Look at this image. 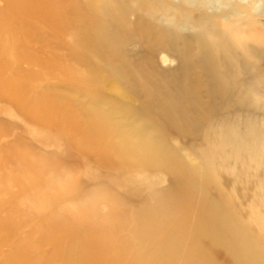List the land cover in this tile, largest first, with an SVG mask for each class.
Returning a JSON list of instances; mask_svg holds the SVG:
<instances>
[{
	"label": "rangeland",
	"instance_id": "rangeland-1",
	"mask_svg": "<svg viewBox=\"0 0 264 264\" xmlns=\"http://www.w3.org/2000/svg\"><path fill=\"white\" fill-rule=\"evenodd\" d=\"M60 1H64L69 22L62 32L57 33L43 23L34 26L48 39L57 63L67 64L80 76L95 78L90 84L92 91L104 103L114 102L109 99L113 98L109 91L112 85V91L115 86L124 90L122 100L135 110L144 106L148 98L145 90L126 81L122 76L124 70L132 73L136 81L142 76L158 85L160 80L166 82L169 96L176 98L181 88L175 81L187 66V50L192 56L198 53L200 44L211 43L210 56L223 63L224 58L215 48L222 41L219 37L224 38L226 47L236 56L233 81L244 85L246 81L259 80L264 97V0H105L102 10L109 13L108 17L98 10L100 0ZM7 7V1L0 0V13ZM26 14L23 18L27 23L19 29L21 32L30 30L34 24L30 23L32 16ZM97 17L107 24L114 42L110 47L102 44L94 54L88 52L91 54L83 63L86 67L81 66L71 55L82 53L78 48L84 42L81 30L84 19ZM3 34L8 36L7 45L17 40L9 32ZM41 43L31 40L27 45L37 52L43 46ZM16 66L32 78L27 82L30 93L22 106L0 94V222L6 226L0 232V264H5V258L18 256L20 264H80L81 256H85L83 251L92 254L90 246L99 239L106 244L120 236L123 244L127 243L137 227L133 216L159 209L158 201L169 198L171 193L189 192L186 177L190 176L179 163L165 171L152 164L136 165L137 156L132 157L131 164L119 158L111 162L101 160L96 154H82L61 131L48 127L43 120H35L27 111L36 96L55 84L58 92L59 83L63 80L71 83L72 75L65 76L60 70L49 73L43 66L25 60ZM11 72H5L0 86L6 85ZM184 108L185 127L199 132L200 143L207 142L206 122L196 120L197 111L186 105ZM120 110L124 116L132 113ZM231 114V119L242 124L253 119L260 135L259 152L247 154V158L232 157L230 153L226 157L213 156L210 170L214 185H207L205 194L209 198H214L217 191L225 194L232 215L245 228L263 259L260 264H264V105L255 111L247 108ZM173 130L174 134L177 127ZM170 138L171 148L187 150L194 143L185 137ZM31 165L40 170L44 179H58L56 185L43 188L32 183V175L25 179L22 175L29 174ZM135 166L158 170L143 171L145 176L139 178L140 174L134 175L127 169ZM121 174L129 178H120ZM21 178L25 180L22 182ZM197 182L189 206L182 204L184 209H191L187 213L191 220L199 210L203 194L201 178ZM189 217L187 223L191 222ZM52 226L56 228L51 229ZM53 235L51 241L47 240ZM181 238L178 254L158 264H195L191 249L193 231ZM136 247L137 242L134 251ZM225 254L215 250L213 257L219 264H238Z\"/></svg>",
	"mask_w": 264,
	"mask_h": 264
},
{
	"label": "bare ground",
	"instance_id": "bare-ground-1",
	"mask_svg": "<svg viewBox=\"0 0 264 264\" xmlns=\"http://www.w3.org/2000/svg\"><path fill=\"white\" fill-rule=\"evenodd\" d=\"M6 1L8 7L5 12L0 13V81L4 79V74L8 70L12 71V75L5 80L6 85L0 86V94L23 105V101L30 93L27 82L32 78L16 66L23 60L43 66L49 73L60 70L65 76L71 74L72 78L69 79L71 83L63 80L59 83L58 92L55 84L36 96L27 111L28 114L35 120L45 121L48 127L61 131L70 144L78 148L82 154H96L101 160L109 162L119 158L128 164L134 162L133 156H137L139 161L135 162L136 165L152 164L153 167H162L165 171H170V165L179 163L183 165V171L190 176L186 177L188 195H184L185 193L179 195V191L171 193L168 199L162 198L158 201L160 210L150 209L143 215L133 216L137 227L127 243L123 244L120 236L111 242L107 241L106 244L100 243L99 239L90 246L92 254H86V249L83 251L85 256H81L80 264H158L160 261L162 263L164 259H170L178 254L182 246L181 237L190 231H193L195 237L191 247L195 255L193 259L195 264H219L213 257L215 250L230 255L229 258L238 264L262 263L263 259L261 260L258 255L257 247L248 238L245 228L232 215L225 194L217 191L218 194L214 198H209L208 194H205L207 185H214L211 184L214 178L210 170L213 156L220 154L221 157H226V154L230 153L232 157L247 158V154L252 156L259 152L260 135L253 119L242 124L231 119L230 115L239 109L252 108L255 111L264 105L262 89L259 90L262 82L249 80L243 85L233 81L234 73L237 72L236 56L226 47L224 38L219 37L222 41L217 42L215 47L224 58L223 63L215 62L210 56L211 43L204 44L202 41L198 53L192 56L187 50L185 54L187 66L175 81L181 88L176 98L169 96L166 82L160 80L158 85L151 81L147 82L146 77L142 76L138 77L140 81H136L132 73H126L124 70L122 76L126 81L142 87L148 96L144 106L135 110L134 106L122 100L126 93L120 86H115L113 91L112 85L109 87L113 98H107L115 103H104L100 101L102 97H97L92 91L90 84L95 82L93 76H80L67 64H59L54 60L56 54L48 46V39L46 40L34 25L43 23L57 33L62 32L69 24L65 16L64 1ZM100 1L98 10L100 14L108 17L109 13L102 10L105 0ZM26 13L32 16V20L29 21L34 24L29 27L30 30L21 32L23 25L27 23L23 18L27 16ZM84 21V26L81 27L84 42L78 48L82 53L71 56L81 62V66L86 67L83 63L86 62L88 54H94L102 44L110 47L114 41L109 27L98 17L86 18ZM4 32H9L13 40L16 36L17 40L7 45L5 41L8 36L4 35ZM31 40L42 42V48L37 52L30 50L27 44ZM190 67L193 71L188 70ZM185 105L197 111L199 119L196 120L202 119L206 122L207 142L200 143L197 134L199 132L185 127L184 120L187 118L184 114ZM120 108L125 111L132 110L131 115L124 116ZM174 127H177V130L173 134ZM170 136L185 137L194 143L187 150L186 147L171 148ZM156 168L135 166L127 169L134 175L140 174L137 175L140 178L146 174L143 171L158 170ZM162 168L160 170H163ZM48 169L55 170L53 166H49ZM28 171L29 174L24 172L22 176L26 179L32 175L30 179L34 185L47 188L57 183L58 179L53 177L44 179L41 172L39 173L40 170L33 168L32 165ZM122 177L129 178L125 174H121L120 178ZM198 177L202 181L203 194L200 197L199 210L193 216L194 220H191L192 216L188 215L191 209L185 210L182 204L189 206L191 203L196 184L199 183ZM25 179L21 178V181ZM60 182L63 183L64 180ZM188 217L192 223L186 222ZM54 228L56 226L51 227ZM5 229V224L0 222V232ZM54 236L47 237V240L51 241ZM136 242L137 247L134 251L133 246ZM96 243H100L99 247L95 246ZM4 262L20 264V257H12L11 260L5 258Z\"/></svg>",
	"mask_w": 264,
	"mask_h": 264
}]
</instances>
